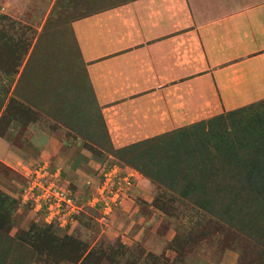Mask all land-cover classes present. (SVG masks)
<instances>
[{"label": "rangeland", "instance_id": "374dc122", "mask_svg": "<svg viewBox=\"0 0 264 264\" xmlns=\"http://www.w3.org/2000/svg\"><path fill=\"white\" fill-rule=\"evenodd\" d=\"M93 9L0 0V264H264V100L117 147L71 30Z\"/></svg>", "mask_w": 264, "mask_h": 264}, {"label": "crops", "instance_id": "0c3cea01", "mask_svg": "<svg viewBox=\"0 0 264 264\" xmlns=\"http://www.w3.org/2000/svg\"><path fill=\"white\" fill-rule=\"evenodd\" d=\"M87 1L71 30L117 147L264 100V0Z\"/></svg>", "mask_w": 264, "mask_h": 264}, {"label": "built area", "instance_id": "2783aa9c", "mask_svg": "<svg viewBox=\"0 0 264 264\" xmlns=\"http://www.w3.org/2000/svg\"><path fill=\"white\" fill-rule=\"evenodd\" d=\"M107 176V175H104ZM126 179H128V177H126ZM103 184V183H102ZM36 185H41L40 183H38L37 181L34 183V186ZM108 189L106 188V186H100V193L98 198H95V202L99 203L100 198L102 199H106V200H111L110 202H107L104 200V204H105V209H106V213H109L112 210V203H117L120 198H121V194L123 192H121L122 187H118V188H113L110 191H107ZM52 191V187L51 190ZM53 196H54V203L50 204V208L53 209L55 207H60L63 204H66V206L68 208H70L71 206L75 205L73 204V199L71 197H68L67 194L64 192V190H59L57 188L54 187L53 189ZM105 193V194H104ZM54 216L52 215L51 218H53Z\"/></svg>", "mask_w": 264, "mask_h": 264}, {"label": "trees", "instance_id": "16d2710c", "mask_svg": "<svg viewBox=\"0 0 264 264\" xmlns=\"http://www.w3.org/2000/svg\"><path fill=\"white\" fill-rule=\"evenodd\" d=\"M76 42V41H75ZM77 44V43H76Z\"/></svg>", "mask_w": 264, "mask_h": 264}]
</instances>
